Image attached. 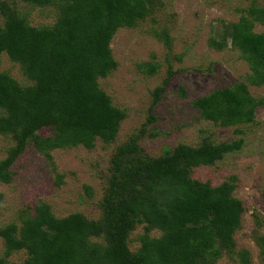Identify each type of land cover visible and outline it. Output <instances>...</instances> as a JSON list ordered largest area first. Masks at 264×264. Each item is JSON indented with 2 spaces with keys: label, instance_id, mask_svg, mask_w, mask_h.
Instances as JSON below:
<instances>
[{
  "label": "trees",
  "instance_id": "16d2710c",
  "mask_svg": "<svg viewBox=\"0 0 264 264\" xmlns=\"http://www.w3.org/2000/svg\"><path fill=\"white\" fill-rule=\"evenodd\" d=\"M47 5L55 0H24ZM146 0H59L52 24L33 26L13 14L0 27V53L6 52L33 83L21 85L0 71V132L18 131L17 145L0 161V182H8V168L31 136L41 152L55 147L93 145L99 136L113 139L126 113L115 106L99 87L98 78L115 67L110 42L121 26L133 25L148 8ZM231 23L232 42L244 49L251 73L250 84H264V31L254 32V21L264 24V5L252 3ZM213 44V43H211ZM156 87L150 107L160 97ZM264 99H253L245 81L217 88L195 98L192 105L203 118L222 125L253 119L254 107ZM52 124L51 136L33 135ZM237 141L212 143L207 139L192 147L178 144L167 156L143 161L142 187L131 189L115 200L114 181L105 197L107 217L91 221L80 212L58 218L46 202L34 206L20 225L8 223L0 229L5 253L24 248L25 264H212L216 246H233L242 202L233 195L234 176L217 185L192 179L190 168L211 164ZM120 146L115 156L133 150ZM145 229L158 228L159 237L144 234L132 254L126 232L133 220ZM111 231L107 244L90 236ZM0 264H5L0 258Z\"/></svg>",
  "mask_w": 264,
  "mask_h": 264
},
{
  "label": "rangeland",
  "instance_id": "374dc122",
  "mask_svg": "<svg viewBox=\"0 0 264 264\" xmlns=\"http://www.w3.org/2000/svg\"><path fill=\"white\" fill-rule=\"evenodd\" d=\"M58 1L33 5L0 0V27L13 14L33 26L52 24ZM252 3L263 6L264 0H146L143 17L116 30L110 42L116 65L98 78L99 87L126 113L115 136L109 141L96 136L91 147L68 145L47 152L39 151L33 138L27 137L8 168L11 179L0 182V229L8 223L20 225L41 202L48 203L58 218L80 212L87 220L102 221L107 217L105 197L111 182L115 200L132 187H142L138 165L143 161L167 156L180 143L197 147L203 139L237 141V148L213 163L190 168L189 176L211 185L234 176L233 195L242 202L233 246H216L211 263L264 264V103L254 107L250 122L236 125L203 118L192 105L195 98L238 81H245L253 99H264V84L247 82L251 69L246 53L230 36L231 23ZM252 30L264 31V24L254 21ZM0 71L23 86L33 83L6 52L0 53ZM158 86L160 97L150 107ZM54 132V125L45 124L33 135ZM18 134L0 132V161L17 145ZM120 146L134 149L117 157L115 170ZM111 234L103 231L89 240L107 244ZM144 234L159 237L162 231L146 230L145 223L133 220L125 238L132 254ZM27 256L24 248L6 255L0 236V258L5 264H25Z\"/></svg>",
  "mask_w": 264,
  "mask_h": 264
}]
</instances>
